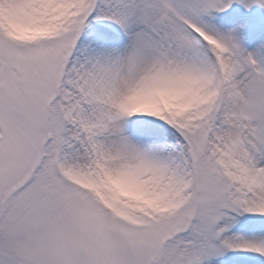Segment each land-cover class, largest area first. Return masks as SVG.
<instances>
[{
	"label": "snow or ice",
	"instance_id": "obj_1",
	"mask_svg": "<svg viewBox=\"0 0 264 264\" xmlns=\"http://www.w3.org/2000/svg\"><path fill=\"white\" fill-rule=\"evenodd\" d=\"M0 264H264V0H0Z\"/></svg>",
	"mask_w": 264,
	"mask_h": 264
}]
</instances>
